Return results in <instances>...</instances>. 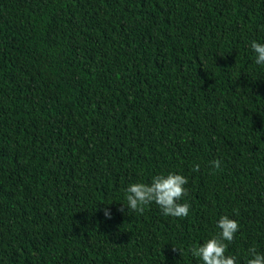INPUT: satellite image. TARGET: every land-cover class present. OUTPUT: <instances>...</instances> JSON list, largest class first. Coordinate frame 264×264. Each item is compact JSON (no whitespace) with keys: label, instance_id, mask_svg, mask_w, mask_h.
<instances>
[{"label":"trees","instance_id":"obj_1","mask_svg":"<svg viewBox=\"0 0 264 264\" xmlns=\"http://www.w3.org/2000/svg\"><path fill=\"white\" fill-rule=\"evenodd\" d=\"M252 41L264 0H0V264H202L225 215L226 255L264 254ZM170 172L186 218L128 211Z\"/></svg>","mask_w":264,"mask_h":264},{"label":"clouds","instance_id":"obj_2","mask_svg":"<svg viewBox=\"0 0 264 264\" xmlns=\"http://www.w3.org/2000/svg\"><path fill=\"white\" fill-rule=\"evenodd\" d=\"M252 51L256 55L255 63L264 65V44L252 41L250 45ZM223 161L215 160L212 166L219 170ZM199 171V165L193 169ZM188 179L176 173H168L152 177L150 183H134L127 188V207L128 211H135L143 214L148 206L155 204L159 207L165 216L176 218H186L189 215L190 205L188 203H180L188 192L185 185ZM123 211V208L120 209ZM105 216L111 218L109 210H105ZM220 229L218 236H214L203 242L199 246H192L189 251L191 255L202 261V264H237V258L232 255H226L228 244L231 243L236 233L239 231V223L222 216L217 222ZM250 257L246 264H264V254L257 252L255 248L249 250Z\"/></svg>","mask_w":264,"mask_h":264}]
</instances>
